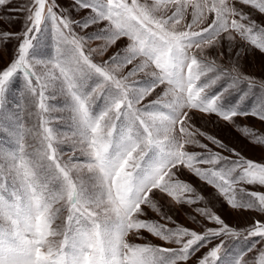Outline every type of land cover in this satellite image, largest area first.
<instances>
[{"label":"snow or ice","instance_id":"obj_1","mask_svg":"<svg viewBox=\"0 0 264 264\" xmlns=\"http://www.w3.org/2000/svg\"><path fill=\"white\" fill-rule=\"evenodd\" d=\"M9 45L0 264H264V132L238 123L264 125L242 63L264 54V0H0ZM212 115L261 159L197 126Z\"/></svg>","mask_w":264,"mask_h":264},{"label":"rangeland","instance_id":"obj_2","mask_svg":"<svg viewBox=\"0 0 264 264\" xmlns=\"http://www.w3.org/2000/svg\"><path fill=\"white\" fill-rule=\"evenodd\" d=\"M63 3V0H61ZM10 32L20 31L19 22L13 24L7 28ZM13 45H9L8 55H0V67L5 66L8 60L11 58L10 54L12 51ZM114 50V49H113ZM243 71L249 75H252L256 78L264 79V54H261L259 51L253 52L251 55L246 56L243 60ZM238 123L240 124H253L255 129L264 132V125L252 118H239ZM197 126L202 127L209 133H212L225 144L235 147L238 151H241L243 155L254 160H259L262 157L261 150L259 148H253L247 139L242 138L240 132L237 129H234L232 126L227 125L225 122L219 120L215 115L204 117L203 119H198L196 121ZM211 147V145H210ZM227 155V153H225ZM183 179L191 181L193 185L203 190V185L198 180L194 179L191 175L185 174ZM211 191V189H207ZM216 209L220 210V205H216ZM220 214L230 225H243L246 222L248 214H241L235 211H229L228 208H224ZM174 218L177 219L181 224L188 226L190 228L196 227L193 223L190 215V210L188 209H178L175 212ZM158 242V241H155Z\"/></svg>","mask_w":264,"mask_h":264}]
</instances>
